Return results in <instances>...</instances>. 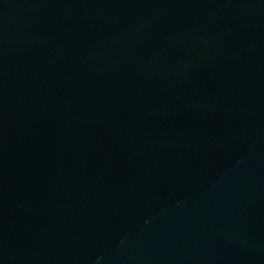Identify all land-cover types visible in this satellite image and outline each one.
<instances>
[{
  "label": "water",
  "instance_id": "1",
  "mask_svg": "<svg viewBox=\"0 0 264 264\" xmlns=\"http://www.w3.org/2000/svg\"><path fill=\"white\" fill-rule=\"evenodd\" d=\"M0 264H264V0H0Z\"/></svg>",
  "mask_w": 264,
  "mask_h": 264
}]
</instances>
